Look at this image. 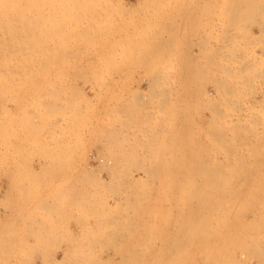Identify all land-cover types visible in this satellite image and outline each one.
I'll return each instance as SVG.
<instances>
[{
    "label": "rangeland",
    "instance_id": "obj_1",
    "mask_svg": "<svg viewBox=\"0 0 264 264\" xmlns=\"http://www.w3.org/2000/svg\"><path fill=\"white\" fill-rule=\"evenodd\" d=\"M0 264H264V0H0Z\"/></svg>",
    "mask_w": 264,
    "mask_h": 264
},
{
    "label": "crops",
    "instance_id": "obj_2",
    "mask_svg": "<svg viewBox=\"0 0 264 264\" xmlns=\"http://www.w3.org/2000/svg\"><path fill=\"white\" fill-rule=\"evenodd\" d=\"M6 189H7V183H6V181H4L2 184V192L4 193L6 191Z\"/></svg>",
    "mask_w": 264,
    "mask_h": 264
},
{
    "label": "bare ground",
    "instance_id": "obj_3",
    "mask_svg": "<svg viewBox=\"0 0 264 264\" xmlns=\"http://www.w3.org/2000/svg\"><path fill=\"white\" fill-rule=\"evenodd\" d=\"M120 141V140H119ZM117 143V142H116ZM116 145V144H115ZM119 145V144H118ZM123 146V145H122ZM121 147V146H120ZM112 171V170H111ZM115 172H116V170H115ZM130 176V175H129ZM130 182V181H129ZM132 182V181H131Z\"/></svg>",
    "mask_w": 264,
    "mask_h": 264
}]
</instances>
